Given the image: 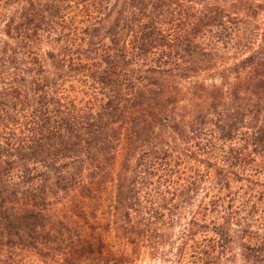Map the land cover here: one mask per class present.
<instances>
[{
	"label": "trees",
	"instance_id": "1",
	"mask_svg": "<svg viewBox=\"0 0 264 264\" xmlns=\"http://www.w3.org/2000/svg\"><path fill=\"white\" fill-rule=\"evenodd\" d=\"M125 247L264 264V0H0V264Z\"/></svg>",
	"mask_w": 264,
	"mask_h": 264
},
{
	"label": "rangeland",
	"instance_id": "2",
	"mask_svg": "<svg viewBox=\"0 0 264 264\" xmlns=\"http://www.w3.org/2000/svg\"><path fill=\"white\" fill-rule=\"evenodd\" d=\"M61 253L58 252V254ZM124 253L128 256V258L123 259L124 264H170L166 261H163L162 258H156L154 256L149 255L145 250H141L139 254H134L129 247H125ZM22 263L19 264H61L58 260L54 258H45L40 259L36 256L27 255V257L23 260ZM101 257L91 256L87 261L83 264H106L101 262ZM64 264V263H62ZM176 264V263H171Z\"/></svg>",
	"mask_w": 264,
	"mask_h": 264
}]
</instances>
